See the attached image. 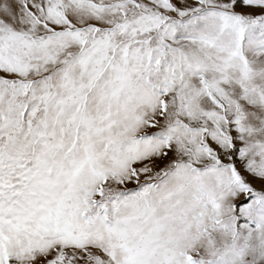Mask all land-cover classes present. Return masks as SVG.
<instances>
[{
    "label": "snow or ice",
    "instance_id": "6c2138e0",
    "mask_svg": "<svg viewBox=\"0 0 264 264\" xmlns=\"http://www.w3.org/2000/svg\"><path fill=\"white\" fill-rule=\"evenodd\" d=\"M0 264H264V0H0Z\"/></svg>",
    "mask_w": 264,
    "mask_h": 264
}]
</instances>
